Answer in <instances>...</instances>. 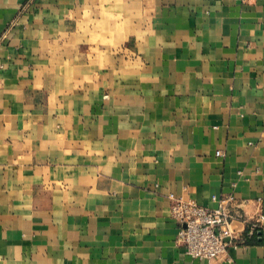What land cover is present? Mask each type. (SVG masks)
Segmentation results:
<instances>
[{
    "label": "crops",
    "instance_id": "obj_1",
    "mask_svg": "<svg viewBox=\"0 0 264 264\" xmlns=\"http://www.w3.org/2000/svg\"><path fill=\"white\" fill-rule=\"evenodd\" d=\"M169 194L264 216V0H0V264H205Z\"/></svg>",
    "mask_w": 264,
    "mask_h": 264
},
{
    "label": "built area",
    "instance_id": "obj_2",
    "mask_svg": "<svg viewBox=\"0 0 264 264\" xmlns=\"http://www.w3.org/2000/svg\"><path fill=\"white\" fill-rule=\"evenodd\" d=\"M215 156L223 157V153L216 151ZM168 199L170 216L177 224L176 245L182 247L190 259L205 264H213L229 248L245 245V236L255 233L264 221L259 200L253 202L257 212L249 216L244 210L249 201L232 195L217 200L218 205L213 209L172 194Z\"/></svg>",
    "mask_w": 264,
    "mask_h": 264
}]
</instances>
